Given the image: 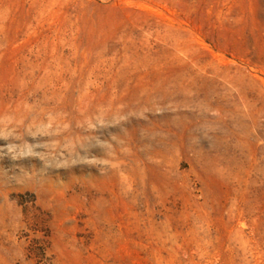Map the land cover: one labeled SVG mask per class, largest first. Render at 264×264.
Here are the masks:
<instances>
[{
    "label": "rangeland",
    "instance_id": "obj_1",
    "mask_svg": "<svg viewBox=\"0 0 264 264\" xmlns=\"http://www.w3.org/2000/svg\"><path fill=\"white\" fill-rule=\"evenodd\" d=\"M0 264H264V0H0Z\"/></svg>",
    "mask_w": 264,
    "mask_h": 264
}]
</instances>
